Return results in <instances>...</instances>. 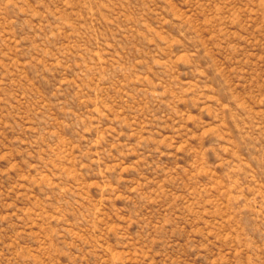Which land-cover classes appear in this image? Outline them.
<instances>
[{
  "label": "rangeland",
  "instance_id": "374dc122",
  "mask_svg": "<svg viewBox=\"0 0 264 264\" xmlns=\"http://www.w3.org/2000/svg\"><path fill=\"white\" fill-rule=\"evenodd\" d=\"M0 264H264V0H0Z\"/></svg>",
  "mask_w": 264,
  "mask_h": 264
}]
</instances>
